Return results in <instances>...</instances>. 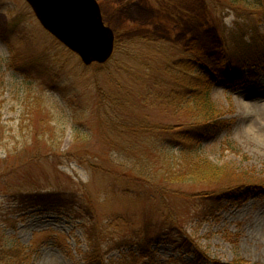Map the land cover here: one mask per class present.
<instances>
[{
    "label": "rangeland",
    "instance_id": "374dc122",
    "mask_svg": "<svg viewBox=\"0 0 264 264\" xmlns=\"http://www.w3.org/2000/svg\"><path fill=\"white\" fill-rule=\"evenodd\" d=\"M98 1L117 46L106 63L86 66L25 0H0V240L22 242L32 264H88L83 225L97 217L107 230L105 264L145 242L149 257L140 264H264V189L205 214L207 186L153 174L178 150L161 129L186 120L159 98L171 65L190 58L207 66L211 97L228 120L201 153L264 176V64L224 77L222 62L235 53L217 23L230 27L232 13L221 0ZM46 53L51 75L12 65L13 54L28 63ZM37 193L71 202L33 207L27 198ZM194 244L200 256L187 250Z\"/></svg>",
    "mask_w": 264,
    "mask_h": 264
},
{
    "label": "trees",
    "instance_id": "16d2710c",
    "mask_svg": "<svg viewBox=\"0 0 264 264\" xmlns=\"http://www.w3.org/2000/svg\"><path fill=\"white\" fill-rule=\"evenodd\" d=\"M218 6L222 11L228 9L233 15L230 27L226 26L221 17L217 23L223 43L235 53L232 59L223 60L221 65L224 77L233 80L237 74L242 77L244 69L264 64V0H221ZM14 49L11 47L12 51ZM31 59L34 60L27 59V63L13 54L12 65L19 71H27L30 67L36 70L39 76L51 75L50 57L47 53ZM180 59L181 61L171 65L172 80L159 100L172 110L174 116H179L176 118L181 119L180 117L184 116L187 121H177L175 125H165L161 129L168 132L166 135L171 134L173 141L177 142L178 150L172 154L166 152L163 158L165 168L153 171V174L159 180L174 184L197 183L207 186L208 189L202 198L204 211L205 214L215 215L225 201L241 205L250 194L264 189V176H258L252 171L236 172L231 167L215 164L201 153L203 140L213 131L227 129L228 120L211 97L212 76L209 71H203V68L207 70V66L201 68L202 64L190 58ZM142 129L156 133L150 127ZM69 200L54 193H37L27 198L33 207L43 208L64 206L71 202ZM83 211L85 215L90 216L89 205ZM83 226L89 241V250L85 253L88 264H105L102 259L105 253H102L101 246L103 237L107 234L106 228L100 225L97 217L85 220ZM147 239H144V242ZM183 241L185 243L186 240ZM145 244L146 242L141 243L140 247L137 245L139 248L136 251L132 249L117 264H140L144 258L149 257V252L144 248ZM194 246V250H187L200 256L201 249L196 244ZM32 258L33 253L22 242L0 240V264H32Z\"/></svg>",
    "mask_w": 264,
    "mask_h": 264
},
{
    "label": "water",
    "instance_id": "95a60500",
    "mask_svg": "<svg viewBox=\"0 0 264 264\" xmlns=\"http://www.w3.org/2000/svg\"><path fill=\"white\" fill-rule=\"evenodd\" d=\"M41 25L84 65L104 64L115 50V31L105 23L98 0H25Z\"/></svg>",
    "mask_w": 264,
    "mask_h": 264
}]
</instances>
